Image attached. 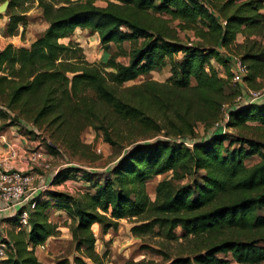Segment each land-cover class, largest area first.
Instances as JSON below:
<instances>
[{
  "label": "trees",
  "instance_id": "16d2710c",
  "mask_svg": "<svg viewBox=\"0 0 264 264\" xmlns=\"http://www.w3.org/2000/svg\"><path fill=\"white\" fill-rule=\"evenodd\" d=\"M29 1L8 0L4 35L17 33L27 9H13ZM235 1L107 0L100 6L94 0H37L46 27L28 45L0 49V117L9 120L0 128L18 126L53 153L83 146L80 134L88 126L110 145L128 147L104 171L70 165L52 176L51 184L81 172L92 190L48 194L72 222L75 253L71 263L58 264H104L92 226L104 235L125 218L134 220V236L189 243L170 264H226L218 253L238 264H264V97L222 112L226 79L210 63L230 64L220 48L232 45L248 64L245 82L264 78V0ZM173 21L204 43L183 42ZM77 27L98 35L109 53L105 61L89 62L77 43L61 42ZM120 55L128 61H118ZM166 65L170 75L163 82L124 85ZM225 116L226 128L253 122L260 134L223 131L214 123ZM198 123L204 130L199 138ZM254 155L259 161L246 165ZM162 174L151 199L146 183ZM184 178L189 180L178 183ZM50 202L37 201L26 232L10 235L12 252L3 264H42L34 248L58 235L45 213Z\"/></svg>",
  "mask_w": 264,
  "mask_h": 264
},
{
  "label": "rangeland",
  "instance_id": "374dc122",
  "mask_svg": "<svg viewBox=\"0 0 264 264\" xmlns=\"http://www.w3.org/2000/svg\"><path fill=\"white\" fill-rule=\"evenodd\" d=\"M106 1L107 0H94L95 4L100 6H105ZM240 1L241 0H236L235 2ZM37 3V0L29 1L28 3L13 9V11L17 13H20L23 9H27L26 12L21 13L23 15L21 17H23L24 23L19 24L22 28L19 27L17 30V33L21 32V39L26 43L40 34L47 24L42 17L41 9L37 6ZM4 13L5 12L1 15H4ZM2 17H7V15ZM177 23L178 21H173L171 22V26L177 28L176 31L178 37L183 42L187 44L204 43V40L197 36L192 30L178 28ZM69 41L77 43L78 46L82 48L83 54L89 62L105 61L109 55V53L104 51L101 47L98 35L89 31L87 28L77 27L69 37L61 40L63 43H68ZM242 41L243 36L238 34L236 42L241 43ZM2 44L3 43L0 44V47ZM129 45V42L123 43L125 49H127ZM111 46L112 50L116 49L115 44H111ZM220 53L223 56L241 59L240 51L232 45L220 48ZM179 55L180 54H177L175 58ZM117 60L126 63L128 58L125 55H120ZM210 63L215 69H217L219 76L226 79L225 92L228 95V99L222 107V112L225 111L227 107H230V105L237 103L236 99L240 94L243 95L248 91H264V78L255 79L251 82V86L248 85L245 80L236 83L231 78L229 63H227L226 67L219 64L214 59H211ZM244 63L248 67V64L246 62ZM169 75V66L166 65L159 69H154L147 74L140 75L134 80L127 81L124 85L138 84L146 80L163 82L169 77ZM5 120L7 121V118H5ZM246 125L247 127L243 129L227 127L225 131L229 133H237L241 131L252 137L260 134V130H256L259 128L258 123L247 122ZM11 129H15L17 133L24 135L25 138L29 140V137L24 134L22 128L13 126ZM262 130L264 131L263 127ZM203 134V126L198 123L195 127V137L199 138L203 136ZM156 137L158 136H155L154 138ZM35 140L36 143L30 146L29 152L33 150L44 151L47 157L46 162L49 166L47 168L32 166L31 168L28 167L25 171L33 173L35 177V185L41 183L46 184V189L39 192L38 198H40L39 201H51L45 213L49 221L55 224L58 230V235L50 236L46 239L43 248L41 246H36L34 248L35 255L42 264H58L63 260H67L71 263L73 253H75L70 233V227L72 224L71 217H69L67 212L61 208L59 209L56 206V200L51 198L48 194L50 191L55 190L74 195L77 192H85L88 189L90 190V188L88 187L89 184H86L81 178V172L74 173V175H67V178H64L62 181L57 183L53 182V184H51L52 176L54 175L53 172L70 165L81 167L89 171H104L107 167L113 164V162H115V160L128 147L124 146L121 148L110 145L103 140L100 132L89 126L84 128L80 134V140L81 143H83V146L74 152L62 147L61 151L53 153L46 148L45 143H43L40 137ZM258 161L259 157L254 155L253 157L246 159L245 163L246 165H252ZM164 176L165 174H162L147 181L146 188L151 199L154 198V188L156 183ZM188 180L189 178H184L179 180L178 183H184ZM11 221L12 220L0 221V232L5 234L7 238H10V235L16 233V231L26 232V229L14 225ZM133 221L134 220L132 219H121L119 220L117 229H110L104 235H101L100 228L97 224L92 226L97 237L95 249L99 254H104V264H170V258L177 256L181 249L189 245L188 242H184L181 239L166 243L160 238L151 235L143 237L134 236L130 232V227L134 223ZM176 233L181 235L182 232L180 229H177ZM216 257L226 260V264H238L232 259L229 253H218ZM0 264L3 263L0 262Z\"/></svg>",
  "mask_w": 264,
  "mask_h": 264
},
{
  "label": "built area",
  "instance_id": "2783aa9c",
  "mask_svg": "<svg viewBox=\"0 0 264 264\" xmlns=\"http://www.w3.org/2000/svg\"><path fill=\"white\" fill-rule=\"evenodd\" d=\"M201 3L206 4V0H198ZM225 22L223 21V24ZM231 78L234 82L240 83L244 81V76L248 72V67L242 59L232 58L230 62ZM264 97V91H248L243 95L240 94L236 99L237 103H240L246 99L248 102L256 101ZM226 116L223 120H219L214 124L220 126L223 131L226 130L225 126ZM190 146V144H187ZM16 154L12 152L9 154L10 158H15ZM29 164L32 166H41L47 168L49 164L46 162L47 157L44 151L33 150L29 153ZM56 171L53 172L55 174ZM35 177L33 173L4 168L0 162V212L6 211L12 208L16 210L15 225L22 229L29 227V212L34 209L37 203V195L40 191L46 189V184H34ZM44 244V243H43ZM43 244L37 245L43 248ZM12 252L10 241L5 234L0 232V262L6 259Z\"/></svg>",
  "mask_w": 264,
  "mask_h": 264
},
{
  "label": "crops",
  "instance_id": "0c3cea01",
  "mask_svg": "<svg viewBox=\"0 0 264 264\" xmlns=\"http://www.w3.org/2000/svg\"><path fill=\"white\" fill-rule=\"evenodd\" d=\"M7 20H8L7 17L0 18V30H1L0 40H2L0 41V44L3 43L0 49L3 48L7 43H12L15 46H22V45H28L35 39L34 38L33 40L28 41L26 43L23 39H21L22 38L21 32L20 33L18 32L12 36L4 35L3 31L5 29ZM8 121H9L8 119L6 121L2 117H0V125L1 123L8 122ZM13 126L15 125L0 128V162L3 164L4 168L25 171L26 169H28V167L31 168L29 164V158H28L29 153H30L29 149L31 145L36 143V140H33L31 138L27 140L24 135L17 133L15 129H11ZM12 152L16 154L15 155L16 157L9 159L8 158L9 154H11ZM37 198H38V195H37ZM37 200L39 201L40 198H38ZM14 209L15 208L0 212V221L11 220V218L16 219V215H15L16 210ZM11 223L14 224L15 221L12 220Z\"/></svg>",
  "mask_w": 264,
  "mask_h": 264
},
{
  "label": "water",
  "instance_id": "95a60500",
  "mask_svg": "<svg viewBox=\"0 0 264 264\" xmlns=\"http://www.w3.org/2000/svg\"><path fill=\"white\" fill-rule=\"evenodd\" d=\"M7 8H8V0H5L2 3H0V14L5 12Z\"/></svg>",
  "mask_w": 264,
  "mask_h": 264
}]
</instances>
